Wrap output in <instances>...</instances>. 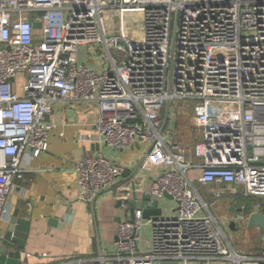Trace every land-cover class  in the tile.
<instances>
[{
    "label": "built area",
    "instance_id": "1",
    "mask_svg": "<svg viewBox=\"0 0 264 264\" xmlns=\"http://www.w3.org/2000/svg\"><path fill=\"white\" fill-rule=\"evenodd\" d=\"M94 45L106 51L105 68L81 60ZM173 101L193 102L192 150L161 132ZM59 102L97 104V133L82 141L150 145L149 196L178 202L173 216L145 219L139 210L121 222L113 264H264V245L255 256L231 247L198 190L216 185L221 197L227 187L259 200L264 216V0H0V223L31 160L49 149L47 117ZM125 171L102 151L85 155L76 164L79 201L91 205ZM146 225L152 246L141 252Z\"/></svg>",
    "mask_w": 264,
    "mask_h": 264
},
{
    "label": "crops",
    "instance_id": "2",
    "mask_svg": "<svg viewBox=\"0 0 264 264\" xmlns=\"http://www.w3.org/2000/svg\"><path fill=\"white\" fill-rule=\"evenodd\" d=\"M81 60L93 68L106 67L101 62L93 63L91 58ZM182 112L183 110H177L172 116L171 111L169 124L172 128L169 130L168 124L165 131L171 143L192 150L199 140L198 130L195 132L196 142L193 145L175 140L174 121ZM98 119L99 111L95 103L59 102L52 106L47 117V123L52 126L49 149L31 160L30 172L25 180L9 195V220L0 223V238H3L15 215L29 222V234L22 251L21 264H113L109 258L116 249L120 223L132 220L135 212L141 210L136 205L132 207V195H136L137 204L146 201V198L151 199L149 192L154 171L143 169L142 163L150 145L139 140L128 150H116L82 141L83 137L96 135ZM193 122L195 124V120ZM99 151L108 159L124 166L126 171L114 186L101 192L93 204L87 205L79 201L76 164L85 155H95ZM191 156L190 151L188 159ZM198 175L199 172L194 174ZM205 188L215 209L211 213L224 222L225 225L221 227L231 247L242 255H258L264 245V231L258 227H248L246 223L235 231L229 225V221L241 209L249 213H258V210L244 205L243 199L230 195L227 187L221 190V197H217L216 185ZM166 200L171 201L164 197L156 202L162 208L161 204H165ZM151 201L153 202L152 199ZM171 202L170 213L163 212V217L175 214L176 203ZM145 207L147 208L146 202ZM236 208L241 209L234 212ZM150 217L157 218L153 215ZM140 237L139 250L150 251L152 226H144ZM1 247L0 242V249Z\"/></svg>",
    "mask_w": 264,
    "mask_h": 264
},
{
    "label": "water",
    "instance_id": "3",
    "mask_svg": "<svg viewBox=\"0 0 264 264\" xmlns=\"http://www.w3.org/2000/svg\"><path fill=\"white\" fill-rule=\"evenodd\" d=\"M34 28H40L41 24L34 23ZM176 39H177V30L174 28L173 40H172V49H171V62L173 67L174 53L176 47ZM172 81V70L170 75V82ZM170 114H171V103L168 102L166 106V114L164 118V126L161 132H164L170 122ZM100 149V148H98ZM151 147L149 149V152ZM148 152V153H149ZM145 157L142 160L144 162ZM171 201H175L172 196L169 194L165 195ZM96 200V199H95ZM94 200V202H95ZM146 201L140 202L137 204V197L135 194L132 195L131 205L132 207H139L143 212V216L145 219H149L150 216L162 217L163 216V208L159 207L157 202H152L151 199L146 198ZM93 202V203H94ZM145 202L147 203V208L145 207ZM92 203V204H93ZM178 204V202H176ZM246 225L248 227H258L264 231V216L262 213H249L247 210L241 209L239 213L229 221L230 229L238 231L241 226ZM29 222L19 218L18 215H15L11 220L10 227L8 232L3 238H0V242L2 243V247L0 249V264H21V255L22 251L25 249V242L27 240L29 234ZM164 264H177V263H164Z\"/></svg>",
    "mask_w": 264,
    "mask_h": 264
},
{
    "label": "rangeland",
    "instance_id": "4",
    "mask_svg": "<svg viewBox=\"0 0 264 264\" xmlns=\"http://www.w3.org/2000/svg\"><path fill=\"white\" fill-rule=\"evenodd\" d=\"M134 18H137V15L134 14L132 15ZM141 25V21L140 20H135L133 22V25H131V27H133L135 30H139ZM131 35H135L138 33H134V31L130 32ZM83 53V58H91L92 62H101L103 64H106L107 62V54L105 49L103 48V46L101 45H94L90 48L89 50V54L86 55V51L85 49L82 50ZM20 80V78H19ZM172 116L175 115V113H177V110H183L182 114H180L179 116L176 117L175 121H174V128H175V140H179L178 142H184V144H195L196 142V136H195V132H197V126H196V122L194 124L193 120V114H192V108H193V102L191 101H173L172 103ZM180 112V111H179ZM219 112L222 115L228 116L230 115V111L227 108H222L219 110ZM172 128V125L169 124V130ZM199 188V192L202 195V197L204 199H206V201L209 203L210 206V211L211 212H215L214 206L213 204L209 201L210 200V195L209 192L207 191V188L203 187V186H198ZM173 202L171 201H167L165 204H161L162 208H163V212L165 214H169L171 209L170 206ZM242 203L244 205H248L251 207H258L260 204L259 200H254V199H243ZM216 218L218 219V217L216 216ZM218 222L220 223L221 226H223L224 222L221 220V218L218 219ZM225 225V224H224Z\"/></svg>",
    "mask_w": 264,
    "mask_h": 264
},
{
    "label": "flooded vegetation",
    "instance_id": "5",
    "mask_svg": "<svg viewBox=\"0 0 264 264\" xmlns=\"http://www.w3.org/2000/svg\"><path fill=\"white\" fill-rule=\"evenodd\" d=\"M240 209H241V208H236V209L234 210V212H238Z\"/></svg>",
    "mask_w": 264,
    "mask_h": 264
}]
</instances>
